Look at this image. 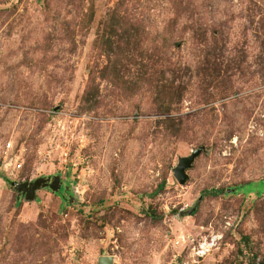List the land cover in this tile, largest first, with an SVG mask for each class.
Wrapping results in <instances>:
<instances>
[{
  "label": "rangeland",
  "instance_id": "1",
  "mask_svg": "<svg viewBox=\"0 0 264 264\" xmlns=\"http://www.w3.org/2000/svg\"><path fill=\"white\" fill-rule=\"evenodd\" d=\"M102 257L264 263V0H0V264Z\"/></svg>",
  "mask_w": 264,
  "mask_h": 264
},
{
  "label": "water",
  "instance_id": "2",
  "mask_svg": "<svg viewBox=\"0 0 264 264\" xmlns=\"http://www.w3.org/2000/svg\"><path fill=\"white\" fill-rule=\"evenodd\" d=\"M203 148H199L193 152V154L189 157L182 158L180 160V164L175 169V175L178 181L184 184L189 176L187 174V169L192 167L195 159L202 153ZM58 177H48V178H39L35 182H25L17 184L16 189L21 193L25 194L27 199L34 200L37 192L45 187H51L55 189V191H60L62 184L59 182ZM112 257H102L100 264H112ZM264 264V263H261Z\"/></svg>",
  "mask_w": 264,
  "mask_h": 264
},
{
  "label": "built area",
  "instance_id": "3",
  "mask_svg": "<svg viewBox=\"0 0 264 264\" xmlns=\"http://www.w3.org/2000/svg\"><path fill=\"white\" fill-rule=\"evenodd\" d=\"M13 149V143L8 144V150ZM21 167V166H20ZM222 236L214 235L212 237H207L199 242V244L194 248V256L196 259H201L208 255L215 247L218 245V240Z\"/></svg>",
  "mask_w": 264,
  "mask_h": 264
}]
</instances>
